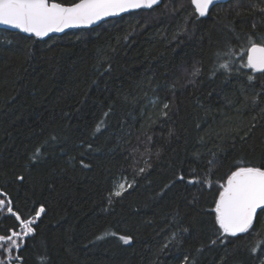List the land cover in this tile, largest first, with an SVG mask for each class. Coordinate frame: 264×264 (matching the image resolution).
Instances as JSON below:
<instances>
[{"label":"trees","instance_id":"obj_1","mask_svg":"<svg viewBox=\"0 0 264 264\" xmlns=\"http://www.w3.org/2000/svg\"><path fill=\"white\" fill-rule=\"evenodd\" d=\"M260 8L231 0L198 17L190 0H163L46 40L0 29V190L24 217L46 208L13 253L22 264H264V250L250 251L264 241V216L212 245L216 185L187 183L205 175L211 153L214 182L236 160H264V76H213L217 52L234 49L235 72L248 36L264 35ZM121 178L134 184L109 203ZM16 223L0 213V234Z\"/></svg>","mask_w":264,"mask_h":264},{"label":"snow or ice","instance_id":"obj_2","mask_svg":"<svg viewBox=\"0 0 264 264\" xmlns=\"http://www.w3.org/2000/svg\"><path fill=\"white\" fill-rule=\"evenodd\" d=\"M162 2L163 0H72L71 3L62 2V0H0V25L10 26L22 33L43 39L50 33H62L71 28H89L106 18L134 10L153 9ZM190 3L198 17H205L217 0H190ZM165 7L167 8V5ZM259 12L264 14V8H260ZM255 28L256 25L253 24V29ZM216 55L222 62L214 70L213 76L221 70L228 76L244 74L249 82L255 80L257 73L264 76V35H261L259 39L248 36L246 47L240 49L238 57L240 64L235 72L231 68L235 60L231 58L236 53L231 46L226 52H217ZM241 69H250L251 74L241 73ZM200 74L201 68L196 65L189 73L193 78ZM191 82L193 81L189 80V83ZM253 102H258V97H253ZM169 108L168 102L163 103L161 116L167 117L168 112L164 109ZM100 123L102 124L103 121ZM96 130H100V124L97 125ZM39 153L38 148L34 159L39 157ZM211 155L212 159L207 161L208 168L205 175L203 177L193 175L187 183L190 185L203 184L208 189H211L214 183L216 185L214 207L211 209L214 213L213 223L216 226V239L211 240V244L216 245L218 241L225 243L228 237L249 233L258 216H264V160L258 164L244 159L236 160L229 172L214 182L211 177L214 174L217 158L215 153ZM80 163L83 167H88L83 160ZM144 171L145 168L139 169L140 173ZM192 171L195 173L194 169ZM17 179L23 181L24 177ZM178 179L184 181V176L181 174ZM133 184L134 181L130 183L126 178H121L114 184L109 203L112 202V196L120 197ZM0 213L13 217L17 222L15 228L7 229L0 234V257H3L0 258V264H13V261H19L22 264V257L14 256L13 253H19L25 240L35 235V225L46 213V208L40 205L35 209L34 216L24 217L14 210L13 201L8 194L0 190ZM183 231L187 233L188 229L185 228ZM111 235L116 234L111 233ZM175 236L176 233H173V239ZM97 239H102V237H97ZM119 239L124 244H129L132 238L121 235ZM169 243L171 241L165 243L163 247L167 248ZM261 244H264V241L257 242V245L250 249L251 253L255 254L259 250H264L261 249ZM197 251H202V249ZM181 264H196V260L185 255Z\"/></svg>","mask_w":264,"mask_h":264},{"label":"water","instance_id":"obj_3","mask_svg":"<svg viewBox=\"0 0 264 264\" xmlns=\"http://www.w3.org/2000/svg\"><path fill=\"white\" fill-rule=\"evenodd\" d=\"M229 1H231V0H217V3H216L215 5H213V6L210 7V9H209V13L211 12V10H212L213 7H215V6L219 5V4L227 3V2H229ZM161 4H162V3H161ZM161 4H160V5H161ZM160 5H158V6H160ZM158 6H155L153 9H155V8L158 7ZM141 10H152V9H139V10H134V11H131V12H128V13H123V14H121V15H119V16L109 17V18H106V20L101 21V22H98L97 24H94V25H92V26L89 27V28H71V29H66V30H65L64 32H62V33H50L49 36L44 37L43 39H40V40H46V39H48V38L51 37V36H61V35H64L65 33H67V32H71V31L93 29V28H96V27L100 26L101 24H103V23H105V22H107V21H109V20L117 19V18H120V17H122V16H124V15L130 14V13H134V12H139V11H141ZM209 13H208V14H209ZM0 29L7 30V31H11V32H15V33H20V34H22V35H24V36H26V37L36 38V37H34V36H31L30 34L22 33V32H20L18 29L11 28L10 26L0 25ZM254 222H255V221H254Z\"/></svg>","mask_w":264,"mask_h":264},{"label":"rangeland","instance_id":"obj_4","mask_svg":"<svg viewBox=\"0 0 264 264\" xmlns=\"http://www.w3.org/2000/svg\"><path fill=\"white\" fill-rule=\"evenodd\" d=\"M156 109H157V101L155 99H153L151 101L150 111L148 112L149 113L148 114V120L153 119L155 111H157Z\"/></svg>","mask_w":264,"mask_h":264},{"label":"flooded vegetation","instance_id":"obj_5","mask_svg":"<svg viewBox=\"0 0 264 264\" xmlns=\"http://www.w3.org/2000/svg\"><path fill=\"white\" fill-rule=\"evenodd\" d=\"M230 2V1H229ZM223 4H225V3H223ZM220 5V4H219ZM216 7V6H215ZM215 7H213L212 9H214ZM212 11V10H211Z\"/></svg>","mask_w":264,"mask_h":264}]
</instances>
